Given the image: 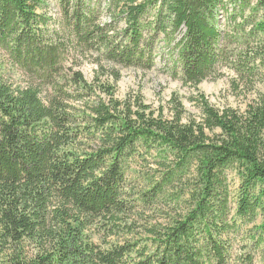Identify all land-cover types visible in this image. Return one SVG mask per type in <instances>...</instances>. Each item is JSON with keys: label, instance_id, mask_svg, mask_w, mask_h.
I'll use <instances>...</instances> for the list:
<instances>
[{"label": "trees", "instance_id": "trees-1", "mask_svg": "<svg viewBox=\"0 0 264 264\" xmlns=\"http://www.w3.org/2000/svg\"><path fill=\"white\" fill-rule=\"evenodd\" d=\"M156 1H160L162 15L173 20V28L186 26L185 41L178 42L181 49L172 66L179 75L175 68L180 64L186 83L196 85L220 63L243 68L245 56L241 54L256 47L251 43L259 33L264 34V11L260 22L252 19L257 10H264V0H255L258 9H248L250 0H233L229 5L236 8L231 18L241 22L231 28L239 40L232 45V36L223 37L215 26L221 0L152 2ZM101 2L110 21L100 25ZM148 4L136 0H60L61 21L51 28V19L37 13L39 0H0V52L10 67L23 70L30 81L22 89H13L2 72L4 60H0V247L10 250L8 264L121 263L122 249H130L140 230L136 219L124 213L134 208V201L119 195L123 186L119 155L128 153L131 157L134 143L141 144L142 139L166 145L174 156L170 169L149 180V186L154 187L141 194V201L155 193L169 196L175 192L171 187L182 181L180 176L187 180L188 206L175 211L173 220L168 216L157 222L161 229L145 230L160 241L155 264L228 262L223 247L226 242L219 233L227 217L222 210L227 193L226 167L247 187L238 202L240 216L251 217L258 199L264 197V99L242 113L232 109L215 113L204 102L208 117L187 124L181 123V114L161 123L152 116L132 115L128 109L121 108L120 112L117 105L127 103L116 101L110 109V102L100 100L89 117L83 109L81 118L71 115L67 102L79 104L83 96L76 95L87 85L79 72H72L68 80L72 91L64 89L61 71L72 68L71 64L64 66L68 59L93 50L113 64L148 68V52L156 46V37L139 45L146 30L140 21L147 14ZM246 10L248 18L243 16ZM116 21L123 22L122 30ZM260 39L257 48L264 46V37ZM100 61L92 59L101 70ZM118 77L114 74L113 80ZM106 89L100 92L112 96ZM79 120L83 123L81 132L75 127ZM86 141L96 143L98 156L92 153L88 158L85 150H80ZM106 158L113 166L102 175L101 171L109 169ZM257 185L260 193L254 191ZM98 220L112 226L103 234L104 242L120 238L109 253L101 252L84 234ZM24 243L33 245V256L25 253ZM241 261L252 263L246 257Z\"/></svg>", "mask_w": 264, "mask_h": 264}, {"label": "rangeland", "instance_id": "rangeland-1", "mask_svg": "<svg viewBox=\"0 0 264 264\" xmlns=\"http://www.w3.org/2000/svg\"><path fill=\"white\" fill-rule=\"evenodd\" d=\"M152 1L136 0L137 3L149 2L147 14L140 21L142 26H146V30L144 36L140 38L139 45L151 40L153 36L156 37V46L148 52V68L113 64L104 61L102 59L103 55H97L93 50L85 51L84 54L81 53L80 57H76L73 60L68 59V62H64V66L71 64L70 67H72L71 69L61 71V75L64 78L62 83L64 89L69 92L72 91L71 85L68 84L72 72H79L83 78L82 81L87 85L86 90L83 89V91H79L78 95H76L83 96L78 99L79 104L67 102L72 116L81 118L82 112L85 110V116L89 117L93 115L95 106L100 105L101 101L103 103L110 102V109L115 107L116 101L118 103H127L122 106L117 105L120 112H122L121 108L128 109L132 115L138 113L140 116H144V118L152 116L151 119L160 120L161 123L174 120L177 115L181 114V123L187 124L189 122L198 123L208 117L206 110H204L206 105L204 102L215 113H222L228 109L242 113L249 105H253L259 99H264V46L257 48V44L261 43L260 38L264 37V34L259 33L255 40H253L254 42L251 43V45L256 44V47L249 48L251 49L250 52L247 50V52L243 51V54H241L243 55L241 57L245 56L242 60L243 68L239 66L235 69L229 64L224 66L223 63H220L211 74H208L204 80L196 85L186 83V80L183 81L185 75L182 74L180 64L175 68L179 71V75L174 74L172 69L173 62L181 49V45H178V42L185 41L186 26L182 24L177 28H173V20L168 19L164 11V15H162L160 1H156L155 3ZM232 1L221 0L220 4L217 5L219 6V13L217 14L218 18L215 24L223 37L228 34L232 36L231 44L229 45L239 42L237 38L238 34L231 32V28L233 26L237 28V24H241V22L239 23L236 19L231 18V15L234 14L233 8H235L229 6L233 5ZM39 3L41 8L37 13L43 15L45 19H51V28L57 27L61 21L60 0H39ZM100 6L103 13L99 22L101 25L102 23H108L110 18L108 19L107 15H105L104 3L101 2ZM257 6L258 4L255 0H250L248 9H258ZM263 11V9L257 10L252 19H256L257 23L260 22ZM245 12L244 18H248V11L246 10ZM204 18H207L206 13H204ZM115 25L120 26L118 30H122L125 26L123 22L118 21L115 22ZM246 27L250 29L248 24ZM116 37L119 38L118 35ZM1 52L0 60H4L1 66L2 72L8 77V81L12 84L13 89H22L27 86L28 82H30L28 75L17 67H10L8 58L4 52ZM191 53L195 54V52ZM92 59L101 60V70L96 68ZM114 74H118L119 76L116 81L113 80ZM103 87H107L108 89L106 90H110L112 96L101 93L100 91L103 90ZM80 89L82 90V87ZM86 91H88L89 95L84 93ZM44 92L43 96L45 95ZM41 95L42 93H40ZM109 98H112V100ZM119 115L123 116L124 114ZM88 121L86 119L87 123ZM113 126L112 128H118L116 125ZM75 127L81 132L83 130L82 121H77ZM127 130L130 131V128ZM215 133L218 134L219 132ZM137 136L143 137V134L138 133ZM139 142L141 144L134 143V153L131 157L128 156V153L119 155V158H121L119 168L121 170L123 185L119 189V195L123 200L134 201V208L124 213L127 217L136 219L138 224L137 230H140V233L134 237L136 242L133 243L130 249H122L121 263L118 264L124 262L128 264H134L135 262L146 264L150 260L153 262L152 264H155L157 260L155 249L158 247L160 241L152 239L145 230L161 229V225H157V222L168 218V216H171L173 220L174 212L185 209L189 204L186 193L187 180L186 177H181L179 174L182 181L171 187L172 190L175 189L173 194L167 196L155 193L147 198L146 201L139 199L141 194L149 191V189L150 192L152 191L154 186H149V180L153 176L157 179L161 174L160 171L163 172L171 168L174 156L173 152L162 143L160 145L153 144L152 141L146 143L144 139ZM82 144L84 145L80 147V150H85L88 158H90L89 155L91 156L92 153L97 155L100 150L94 142L86 141ZM144 145L147 147H142ZM109 160L110 158H106L107 168L109 169H104L100 174H107L111 170L113 162L108 163ZM194 165L195 163L192 166L194 167ZM191 173L195 174V170H191ZM223 174L226 177L225 186L227 193H225L226 201L222 210L227 217L225 218L224 228L219 233L225 239L223 241L226 242V244H223V247L227 251L228 262L226 264H242V257L252 259L251 264H264V242L259 246L255 245L258 241L264 240V197L258 199L259 203L255 207L251 217L240 216L237 210L238 202L247 187L238 174L230 170L229 167L224 169ZM146 186H148V189ZM254 191L255 193H260V185H257ZM220 199L221 196L219 194L218 200L220 201ZM131 220L133 219H130L129 222L134 223ZM111 230V225H107V223L102 224L101 220H98L84 234L90 238L92 244L101 250V252L109 253L115 250L117 241L120 239L110 238L108 242H104L103 234ZM124 241H128V236L124 238ZM22 247L28 256H33V252L35 253L31 244L24 243ZM6 250L0 247V264L9 263L10 250L8 248Z\"/></svg>", "mask_w": 264, "mask_h": 264}]
</instances>
